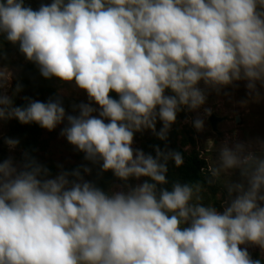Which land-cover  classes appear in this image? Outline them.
<instances>
[{"label": "clouds", "instance_id": "obj_1", "mask_svg": "<svg viewBox=\"0 0 264 264\" xmlns=\"http://www.w3.org/2000/svg\"><path fill=\"white\" fill-rule=\"evenodd\" d=\"M4 42L84 92L77 114L61 94L16 106L23 85L13 87ZM238 82L261 96L264 0H0V123L64 125L85 161L122 182L104 190L87 164L53 176L27 150L0 160V264H264V139H224L203 179L170 189L169 162L181 167L183 153L134 147L145 131L167 142L185 110L204 130L208 96ZM213 187L222 211L206 203Z\"/></svg>", "mask_w": 264, "mask_h": 264}, {"label": "rangeland", "instance_id": "obj_2", "mask_svg": "<svg viewBox=\"0 0 264 264\" xmlns=\"http://www.w3.org/2000/svg\"><path fill=\"white\" fill-rule=\"evenodd\" d=\"M41 2L50 3L51 0H25V3L33 9H37ZM3 50L7 56L4 63L10 66L15 75L13 87L17 82L23 85V91L14 99L16 106L25 104L22 99L24 96L46 102L49 97L61 94L66 111L70 114H77L73 113L72 104L87 102L84 92L72 89L68 84L61 85L56 78L51 80L43 78L37 67L27 62L24 56L19 53L18 46L4 42ZM224 91L230 93V96L224 95L223 92L220 95L211 93L208 96L204 107L210 108L211 112L205 116L204 130L198 132L192 126L190 121L196 116V113H189L185 110L178 114L177 122L172 125L167 142L159 140L151 131H145L142 134L136 133L134 147L155 155L154 146L163 149L167 143L169 149L183 153L184 160L190 156H197L205 163L202 169L203 178L206 175L207 165L214 162L219 143L224 139L236 138L241 141L264 139V89L261 90L260 97H249L244 82H238V87H229ZM200 113L203 114V108L200 109ZM211 115L220 119L216 130L209 122ZM186 118L189 120L188 123H185ZM63 126L60 125L54 131L49 132L37 124L22 125L14 119L0 123V160L12 156L19 161L22 158V153L27 150L40 163L47 166L53 176L60 171L57 167L58 164L69 171L82 164H87L92 168V173L86 175L85 178L94 181L104 190L107 191L110 187L122 183L110 171L99 173L98 166L85 161L83 153L76 152L66 139L59 135ZM161 126V123L158 122L157 130ZM5 137L17 138L20 140V144L10 151L3 142ZM183 165L176 167L173 162H169L167 174L169 184L166 187L170 189L171 182L179 180L177 176H179ZM99 179L103 182L99 183ZM130 183L135 184L136 181L132 180ZM206 196V203L208 200L217 201L216 207L222 211L218 201L220 196L218 188L213 187ZM249 251L253 258L260 256L258 248H249Z\"/></svg>", "mask_w": 264, "mask_h": 264}, {"label": "trees", "instance_id": "obj_3", "mask_svg": "<svg viewBox=\"0 0 264 264\" xmlns=\"http://www.w3.org/2000/svg\"><path fill=\"white\" fill-rule=\"evenodd\" d=\"M114 97H116L115 93H112ZM204 161L200 160L197 156H190L186 160H184V165L180 169V174L177 176L181 182H189L195 181L202 178V169L204 168ZM101 179H99V183H102ZM212 191V188L209 189Z\"/></svg>", "mask_w": 264, "mask_h": 264}, {"label": "water", "instance_id": "obj_4", "mask_svg": "<svg viewBox=\"0 0 264 264\" xmlns=\"http://www.w3.org/2000/svg\"><path fill=\"white\" fill-rule=\"evenodd\" d=\"M219 120L220 119H218L215 115H211L209 117V122L211 123L214 130L217 129V124H218Z\"/></svg>", "mask_w": 264, "mask_h": 264}]
</instances>
